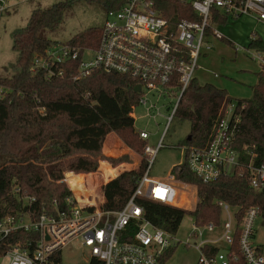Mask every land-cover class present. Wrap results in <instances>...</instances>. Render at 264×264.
Here are the masks:
<instances>
[{"label":"trees","instance_id":"trees-1","mask_svg":"<svg viewBox=\"0 0 264 264\" xmlns=\"http://www.w3.org/2000/svg\"><path fill=\"white\" fill-rule=\"evenodd\" d=\"M108 1L87 2L97 3L107 11L110 6ZM75 2L58 1L48 7L36 8L31 12L28 23L13 31L16 60L0 74L3 89L0 92V220L6 215L26 210L29 205L24 204V195L35 198L31 208L36 215L64 207L73 192L78 197L85 195L87 200L89 189L85 187L86 182L95 186L105 183L102 186L105 196L102 207L119 210L133 195L147 170L146 158L138 169L124 171L116 177L126 166L111 169L103 163L99 167L103 158L115 166L130 161L128 155H102L104 142L107 152L125 150L114 135L108 136L111 132L118 133L130 148L139 151L144 148L145 152L147 140L135 131L133 110L139 104L140 93L135 91L134 80L102 69L75 79L77 63L66 64L65 74L52 79L31 68L35 55L56 42L51 37L59 34ZM157 6L174 23L180 19L200 20L192 6L180 0H158ZM227 22L226 15L214 10L213 24L225 25ZM101 32V25L89 27L74 35L70 41L96 48ZM249 48L264 54V40L253 38ZM262 69L257 73L252 98L236 99V102L226 89L194 81L184 91L174 114V117L191 124L190 134L179 146L200 148L208 145L217 121L226 107L234 103L240 117L234 147L242 149L249 144L264 154V67ZM67 172L80 175L70 173L68 185ZM232 172L214 182L205 183L191 171L185 150L184 163L175 166L172 173L178 181L197 187L199 200L196 207L187 210L149 199L138 200L144 205L145 216L154 225L173 234L188 213L200 224L218 223L222 217V209L216 203L218 200L242 206L243 210L256 206L264 215V190H254L247 176L240 175L236 169ZM15 189H20V193ZM36 237V233L22 231L13 234L0 243V257L5 254L8 243ZM175 247L165 253L161 264H166ZM53 259L60 261V253L57 252ZM91 264L101 262L94 260Z\"/></svg>","mask_w":264,"mask_h":264},{"label":"built area","instance_id":"built-area-1","mask_svg":"<svg viewBox=\"0 0 264 264\" xmlns=\"http://www.w3.org/2000/svg\"><path fill=\"white\" fill-rule=\"evenodd\" d=\"M29 1L33 0H0V14L9 13L18 4ZM180 1L191 5L200 20L171 22L158 8V0H109L96 48L75 44L70 39H56L48 49L35 55L31 68L42 71L47 79L62 77L64 66L72 63H77L75 79L84 78L96 69L128 76L141 86L138 105H143L150 117L156 119L162 115L151 95L175 99L172 113L167 117L170 122L184 91L197 81L195 73L203 51L213 47V40L227 39L218 25L212 23L214 10L222 12L228 20L250 15L264 23V0ZM253 56L264 63L262 52ZM239 121L235 104H229L217 121L208 145L185 147L187 162L191 171L205 183L214 182L236 169L240 175L247 176L254 190L262 191L264 154L249 144L242 149L234 147ZM139 134L149 139L148 131L140 130ZM162 145L161 141L157 147L146 145L147 170L133 195L119 210L86 202L72 191L64 207L36 215L31 208L35 198L22 196L24 204L29 206L1 218L0 243L20 231L36 233L38 238L8 243L1 257L8 258V264H67L62 259L63 251L77 246L85 253L87 264L94 260L101 264H161L165 253L180 241L175 234L154 225L145 216L144 205L138 199L165 205H175L177 201L173 173L165 178L150 176L155 155ZM15 191L20 193V189ZM216 203L222 209L225 222L221 219L218 223L207 224L195 221L190 233V237L198 238L203 230L223 229L217 241L194 243L199 251L198 264H264V245L255 244L258 223H264L261 210L256 206L243 210L242 206H232L222 200ZM222 241L226 243L225 249L217 246ZM57 252L60 261L53 259Z\"/></svg>","mask_w":264,"mask_h":264},{"label":"rangeland","instance_id":"rangeland-1","mask_svg":"<svg viewBox=\"0 0 264 264\" xmlns=\"http://www.w3.org/2000/svg\"><path fill=\"white\" fill-rule=\"evenodd\" d=\"M56 1L33 0L24 2L14 7L11 12L1 14L0 74L4 73L6 66H9L16 60L17 53L13 49V31L24 27L28 23L31 12L34 9L51 6ZM105 19L106 11L99 4L82 0L77 1L67 15L59 34L51 38L67 41L89 27L102 26ZM218 28L228 40L215 39L213 40L212 49L203 51L199 59V67L195 73V77L199 82H209L218 87L226 88L235 102L236 99L251 98L253 95L251 85L256 82V73L264 67V64L261 60L254 58L253 54L257 53V50L249 48V44L254 34L256 38H262L264 40V23L258 22L250 15H243L239 18L229 19L225 25H219ZM215 74L218 75L216 76ZM0 91H2L1 86ZM151 97H153L152 101L160 106L162 115H158L155 119L148 115V111L143 105H137L133 110L135 131L137 133L140 130L148 131L150 136L146 142L151 147H157L160 141L163 143L155 155L150 176L166 177L172 174L175 166L184 163L185 147L179 145L190 134L191 124L189 121L181 120L178 116H175L173 120L168 122L167 117L172 113L175 99L169 96L157 98L151 95ZM110 135H114L125 146V150L116 153L107 152L104 142L102 155L113 157L128 155L130 161H124L115 166L110 160L103 158L100 160L99 167L104 163L109 167L118 168L126 166V169L132 170L138 169L144 158L148 160L149 156L144 152V148L140 151L132 149L118 133ZM70 173H66L67 184ZM174 183L178 189V197L174 206L193 210L199 200L197 187L192 184L180 182L176 177ZM85 185L90 190H88L87 198L92 202L102 204L100 202L103 199L101 186L90 185L88 182ZM79 198L82 200L86 199L85 195H81ZM225 219L223 215L221 218L222 223L225 222ZM194 226L195 218L192 214L188 213L184 217L180 228L175 233V236L180 242L176 247L174 246V251L166 264H198L199 251L194 247V243L217 241L223 235V229L218 228L214 232L203 230L201 236L193 238L190 237V233ZM255 244L264 245V223H258ZM217 246L225 249L226 243L223 241L218 242ZM62 259L67 264L88 263L85 253L77 246H70V248L64 250ZM8 263V258L0 257V264Z\"/></svg>","mask_w":264,"mask_h":264},{"label":"crops","instance_id":"crops-1","mask_svg":"<svg viewBox=\"0 0 264 264\" xmlns=\"http://www.w3.org/2000/svg\"><path fill=\"white\" fill-rule=\"evenodd\" d=\"M258 21V20H257ZM258 22H260V21H258ZM219 26V25H218ZM264 64V63H263ZM261 70H263V69H261ZM260 70V71H261ZM260 71H258V72H260ZM257 72V73H258ZM257 73H256V82H257ZM216 76L218 75V74H215ZM198 81V80H197ZM199 82V81H198ZM256 82L254 83V84H252L251 86H252V91H253V86L256 84ZM199 84H212V83H209V82H206V83H202V82H199ZM212 85H214V84H212ZM214 86H216V85H214ZM250 86V87H251ZM216 87H218V86H216ZM218 88H223V87H218ZM224 89H226V88H224ZM227 90V89H226ZM227 92V94L228 95H230V93H229V91L227 90L226 91ZM231 96V95H230ZM253 96V95H252ZM252 98V97H251ZM110 134H116L115 132H111V133H109L108 135H110ZM111 169H114V167H110ZM127 170H130V169H125V170H122L121 172H119V173H117L114 177H116V176H118L120 173H122V172H124V171H127ZM72 174H75V175H80V174H76V173H74V172H71ZM83 174V173H82ZM89 174H94V172L93 173H89ZM89 174H84V175H89ZM114 177H112L111 179H113ZM157 178H165V177H157ZM110 179V180H111ZM109 180V181H110ZM107 183V182H106ZM105 184V183H104ZM104 184H102L101 185V189H102V186L104 185ZM102 192H103V190H102ZM84 201H87V200H85L84 199ZM104 201H105V196H104V193H103V199L100 201L102 204L104 203ZM89 202H92V201H89Z\"/></svg>","mask_w":264,"mask_h":264},{"label":"water","instance_id":"water-1","mask_svg":"<svg viewBox=\"0 0 264 264\" xmlns=\"http://www.w3.org/2000/svg\"><path fill=\"white\" fill-rule=\"evenodd\" d=\"M140 90H141V86H140V85H136V86H135V91H136V92H139Z\"/></svg>","mask_w":264,"mask_h":264},{"label":"bare ground","instance_id":"bare-ground-1","mask_svg":"<svg viewBox=\"0 0 264 264\" xmlns=\"http://www.w3.org/2000/svg\"><path fill=\"white\" fill-rule=\"evenodd\" d=\"M212 49V48H211ZM211 49H209V50H211ZM207 50V49H206Z\"/></svg>","mask_w":264,"mask_h":264}]
</instances>
